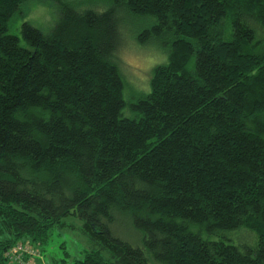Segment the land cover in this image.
<instances>
[{
    "label": "trees",
    "instance_id": "1",
    "mask_svg": "<svg viewBox=\"0 0 264 264\" xmlns=\"http://www.w3.org/2000/svg\"><path fill=\"white\" fill-rule=\"evenodd\" d=\"M22 1L0 0V264L70 218L73 264H264V0H54L14 35ZM127 17L168 55L134 104Z\"/></svg>",
    "mask_w": 264,
    "mask_h": 264
},
{
    "label": "rangeland",
    "instance_id": "2",
    "mask_svg": "<svg viewBox=\"0 0 264 264\" xmlns=\"http://www.w3.org/2000/svg\"><path fill=\"white\" fill-rule=\"evenodd\" d=\"M71 1L84 7L93 6L97 10L106 8L105 0ZM19 7L18 13L12 19L11 32L14 35H20L23 23H29L42 32H49L58 18L59 11L54 0H23ZM151 25L150 21L135 17L128 18L122 24L123 45L116 59L127 86L125 100L132 104L137 102L140 96L150 92L155 67L165 63L168 58L166 52L163 51L164 47L155 39L156 42L152 39L148 42L149 45H140L138 38ZM66 222L69 228L56 227L46 245L34 248L32 252L34 254L30 255L28 264H73L74 260L84 258L85 252L90 246L89 240L82 232L84 225L74 218L67 219ZM13 249L15 248L13 247L5 255L12 264L16 261L11 260L8 253ZM20 249L23 250L22 247ZM20 259L23 260L22 257Z\"/></svg>",
    "mask_w": 264,
    "mask_h": 264
},
{
    "label": "built area",
    "instance_id": "3",
    "mask_svg": "<svg viewBox=\"0 0 264 264\" xmlns=\"http://www.w3.org/2000/svg\"><path fill=\"white\" fill-rule=\"evenodd\" d=\"M24 245H17L16 247H14L15 249H13L10 253H8V257L11 260H15L18 264H24V261L20 259V257H22L23 255H28V256H33L34 253L33 250L29 247V245H27L26 247H23ZM22 247L23 250H21L20 248Z\"/></svg>",
    "mask_w": 264,
    "mask_h": 264
}]
</instances>
